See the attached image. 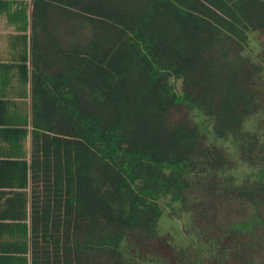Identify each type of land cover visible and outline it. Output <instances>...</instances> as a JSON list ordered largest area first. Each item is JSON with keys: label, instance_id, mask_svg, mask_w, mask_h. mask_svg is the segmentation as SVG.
Here are the masks:
<instances>
[{"label": "trees", "instance_id": "16d2710c", "mask_svg": "<svg viewBox=\"0 0 264 264\" xmlns=\"http://www.w3.org/2000/svg\"><path fill=\"white\" fill-rule=\"evenodd\" d=\"M0 14L21 32L17 56L0 62V108L11 103L1 95L14 67L31 84L37 264H179L180 255L200 264L189 230L185 247L160 235L165 209L214 225L210 252L221 261L252 251L242 239L263 222L264 136L247 121L264 113V59L252 39L264 30V0H0ZM181 104L204 118L172 120ZM0 124L7 137L29 131ZM209 134L257 171H236ZM229 194L252 207L250 219L221 221Z\"/></svg>", "mask_w": 264, "mask_h": 264}, {"label": "crops", "instance_id": "0c3cea01", "mask_svg": "<svg viewBox=\"0 0 264 264\" xmlns=\"http://www.w3.org/2000/svg\"><path fill=\"white\" fill-rule=\"evenodd\" d=\"M17 72L18 67H14L8 92L1 95L11 103L7 110L0 108V119L12 120L18 128L29 131L22 136L17 129L13 137L0 131V264H37L33 213L38 186L31 168L32 125L26 124L32 113L31 84L25 85ZM7 160L18 163H6ZM24 161L28 162V172Z\"/></svg>", "mask_w": 264, "mask_h": 264}, {"label": "rangeland", "instance_id": "374dc122", "mask_svg": "<svg viewBox=\"0 0 264 264\" xmlns=\"http://www.w3.org/2000/svg\"><path fill=\"white\" fill-rule=\"evenodd\" d=\"M31 3V0H28ZM33 9L32 4L29 6V12L31 13ZM63 26H61L60 30H64L66 32L67 27L70 25V21H64ZM72 23L76 24V21H72ZM76 34H80L89 36L91 34L90 26L76 25L75 27ZM253 38L255 39V52L259 56V53L264 59V50L261 47H264V30L256 29L252 31ZM21 33L17 30L14 24H10L8 18L5 14H0V61H12L17 53H15V47L12 45V42L15 40V36ZM258 42V43H257ZM16 46V45H15ZM263 53V54H262ZM264 63V62H263ZM178 89L182 90V80H178ZM170 117L172 120L185 119L193 124H197L201 122V119L204 118L196 109L191 108L185 104H181L175 106L170 113ZM247 128L260 131L259 133L264 136V113L257 115H253L248 118ZM207 142L209 144L216 143L219 146L224 147L233 159L236 161L238 172L248 171L253 172L257 171V169L253 170L250 164L245 162L240 158V155L236 151V147L229 141H223L221 139L215 138L213 135L209 134L207 137ZM196 194H200L199 191H196ZM217 200L216 202H218ZM219 209L221 214V221L224 223H232L235 221H241L250 219L254 213V210L248 203L240 199L239 197H235L233 194H229L226 198H223L221 202H219ZM260 214L262 215L263 224L257 223L255 224V230L248 232L247 235L242 239L243 242H250L253 244L252 251L247 249V255L242 256V250L239 248L236 249V254H229L228 257H224L222 261L220 260L221 256L216 254L212 255L210 252L213 245L210 241L215 242V234L213 232L214 225H208L206 222L199 225L200 227H194L192 214L187 212H179L176 215H173L169 209H165L163 216L159 222V231L160 235H168L173 242L181 247L187 246L189 243L187 230L191 233V235L196 237V241L194 242V246L201 250L204 254L200 259V264H217L220 262L221 264H260L264 262V207L261 210ZM197 224V223H196ZM202 228V229H201ZM203 232L206 233V236L210 239L203 240L197 235L198 233ZM213 237V238H212ZM207 238V239H208ZM249 239V240H248ZM157 244V243H155ZM235 248L239 247V242L235 241ZM157 249V248H156ZM191 250L193 251V247L191 246ZM165 245H163V251L165 252ZM152 252H156L154 249ZM194 254V253H193ZM207 254V255H206ZM250 254V255H248ZM195 257H199L194 255ZM248 256V257H247ZM158 258V257H157ZM179 264H191L189 263V258L184 257V255L178 256ZM191 259V258H190ZM173 264H178L173 261Z\"/></svg>", "mask_w": 264, "mask_h": 264}]
</instances>
